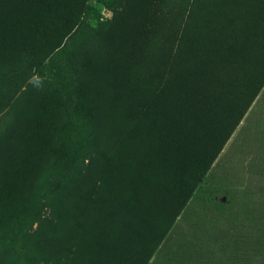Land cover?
Wrapping results in <instances>:
<instances>
[{
	"label": "rangeland",
	"instance_id": "374dc122",
	"mask_svg": "<svg viewBox=\"0 0 264 264\" xmlns=\"http://www.w3.org/2000/svg\"><path fill=\"white\" fill-rule=\"evenodd\" d=\"M248 1H0V264H91L99 230L91 261L108 239L96 264H264V84L211 165L206 158L165 237L152 232L158 220L134 214L143 199L174 190L161 187V170L144 175L142 166L168 114L162 101L149 104L171 70L194 61L188 43L177 56L176 40L189 32L191 4L245 48ZM252 55L223 73L235 94L255 72ZM156 153L155 164L164 148ZM132 175L123 215L114 206L106 222L116 186Z\"/></svg>",
	"mask_w": 264,
	"mask_h": 264
},
{
	"label": "trees",
	"instance_id": "16d2710c",
	"mask_svg": "<svg viewBox=\"0 0 264 264\" xmlns=\"http://www.w3.org/2000/svg\"><path fill=\"white\" fill-rule=\"evenodd\" d=\"M54 3L56 5V2ZM242 11L244 20L242 25L251 27V29L245 28L247 31H242L243 39L249 45L245 48L232 44L233 41L229 40L231 33L227 28L217 27L221 24L218 16L215 15L217 17H215V23H211L208 20L211 11L207 9L199 12L198 7L192 3L189 32L188 27H185L176 40L180 45V48L177 49V56L180 58L183 55L184 47L188 43L190 45L188 53L192 60L194 58V61L191 62L190 67L180 66L177 71L171 70L166 75L165 84L157 91L149 104V107L153 108L162 101L168 112L165 119L168 122L176 120L174 136L169 134L166 127L167 121L164 123L155 122L156 136L147 141L148 143L144 147L146 163L142 166L144 175H147L149 171L161 170L162 177L158 181L161 187L174 190L170 193H153L148 200L143 199L137 210L134 211L138 221L142 217L152 223L158 220L152 229L154 232L156 228L161 227L162 233H160L158 241L165 237L195 191L198 179L201 178L199 170L206 158L213 154V159L209 162L211 165L216 157L217 149L225 144L264 84V0H249ZM198 19H201L202 22H197ZM252 53L255 59L253 60L255 72L240 93L235 94L231 81L226 78L227 75L223 77V73L229 68L227 64L235 63V56L246 60ZM227 56H229L228 59ZM217 63L226 67L222 73L214 72V66ZM205 64H209L211 69L208 70ZM166 83L169 84L168 91H165ZM216 90L225 91L228 105L219 100L215 93ZM171 91L173 95H170L171 102H168V95ZM232 100L234 102L236 100V102L231 104ZM149 112L145 110L142 116L146 117ZM151 119L154 120L152 115ZM204 145L205 152L200 153ZM162 148H164V153L162 156L160 155L161 158L159 157L155 164L152 153L158 151L157 157ZM134 177L133 175L127 177V183H116V185L118 184L116 186L118 194L110 197L109 208L104 215L106 222H108L106 216L114 206H118V209L121 208L118 218L123 215L131 198V194L128 195V193L137 185L136 177ZM151 183H155V179H150ZM118 218L112 222H116ZM103 232L104 230H99L98 238H100L96 242L102 239ZM149 236L152 237L153 234L151 233ZM107 239V236L103 237L102 254L97 261H91V257L97 253L95 242L93 254L87 259L88 262L96 264L99 259L104 257Z\"/></svg>",
	"mask_w": 264,
	"mask_h": 264
}]
</instances>
